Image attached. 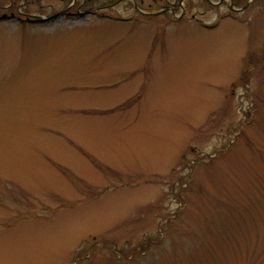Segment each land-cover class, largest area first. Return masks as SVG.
Listing matches in <instances>:
<instances>
[{
  "label": "rangeland",
  "instance_id": "obj_1",
  "mask_svg": "<svg viewBox=\"0 0 264 264\" xmlns=\"http://www.w3.org/2000/svg\"><path fill=\"white\" fill-rule=\"evenodd\" d=\"M166 1L0 0V264H264V15Z\"/></svg>",
  "mask_w": 264,
  "mask_h": 264
},
{
  "label": "flooded vegetation",
  "instance_id": "obj_2",
  "mask_svg": "<svg viewBox=\"0 0 264 264\" xmlns=\"http://www.w3.org/2000/svg\"><path fill=\"white\" fill-rule=\"evenodd\" d=\"M206 2H210L211 0H205ZM215 3V2H214ZM182 4V3H181ZM181 4H177L173 1H166L163 2L161 7L154 11H159V13L164 14H170V16H173V18H181V16H177V10L178 7L181 6ZM229 7L235 12H242L243 13V22L248 25V27L251 29H255L256 26H253L252 21L259 18V16L264 15V0H230ZM193 17L197 20H199L195 14H193ZM174 19V20H175ZM251 36V33L249 34ZM264 43V39L261 41ZM252 52H250L251 54ZM259 60L264 58V48L262 49V53L258 54V51L253 53L249 60L251 59Z\"/></svg>",
  "mask_w": 264,
  "mask_h": 264
}]
</instances>
